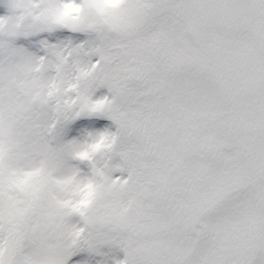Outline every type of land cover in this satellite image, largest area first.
I'll return each instance as SVG.
<instances>
[{"label": "snow or ice", "instance_id": "1", "mask_svg": "<svg viewBox=\"0 0 264 264\" xmlns=\"http://www.w3.org/2000/svg\"><path fill=\"white\" fill-rule=\"evenodd\" d=\"M0 8V264H264V0Z\"/></svg>", "mask_w": 264, "mask_h": 264}, {"label": "rangeland", "instance_id": "2", "mask_svg": "<svg viewBox=\"0 0 264 264\" xmlns=\"http://www.w3.org/2000/svg\"><path fill=\"white\" fill-rule=\"evenodd\" d=\"M96 3L102 6H109L118 3V0H96ZM71 9V11H69ZM81 9L75 7H69L64 10V17H71L73 20L77 19L80 14ZM4 13V9L0 8V15ZM21 73H17L13 80L20 76ZM16 88L15 83L10 89V96L15 97ZM18 116V108L13 102L5 113L4 117V128H3V141H0V164L6 162L9 157L10 151L13 150L14 144L12 143V138L15 135V121ZM92 119H98L93 117ZM109 122L101 121L102 126H107ZM92 131H102L103 127H97L95 129H90ZM14 164L18 168L29 167L30 162L26 158H17L14 160ZM94 182L97 187L103 184L106 179L105 174L102 171H94ZM39 183V175L36 172L25 171L23 173L13 172L11 174L0 173V185L3 187V197L6 207L9 210H14L16 206L22 203L23 197L26 192L34 189ZM11 188H9L10 186ZM9 186V187H8ZM74 192H70L69 195H74ZM92 196L91 189L88 190L86 200ZM85 203V201H82ZM7 216V213H5ZM11 218L9 217V220Z\"/></svg>", "mask_w": 264, "mask_h": 264}, {"label": "clouds", "instance_id": "3", "mask_svg": "<svg viewBox=\"0 0 264 264\" xmlns=\"http://www.w3.org/2000/svg\"><path fill=\"white\" fill-rule=\"evenodd\" d=\"M69 11H71V9H69Z\"/></svg>", "mask_w": 264, "mask_h": 264}]
</instances>
